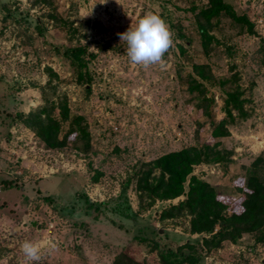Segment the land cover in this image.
Segmentation results:
<instances>
[{
	"label": "rangeland",
	"instance_id": "374dc122",
	"mask_svg": "<svg viewBox=\"0 0 264 264\" xmlns=\"http://www.w3.org/2000/svg\"><path fill=\"white\" fill-rule=\"evenodd\" d=\"M33 1L0 0V264H112L126 247L160 264L155 243L175 250L199 237L190 235L185 217L160 221L171 202L152 208L149 198L141 202L139 172L185 147L219 142L230 153L225 163L199 165L195 174L240 213L237 188L264 153V0H226L256 22L255 32L223 16L209 51L194 12L209 0H53V8ZM148 11L172 33L163 68L131 64L119 35ZM79 45L88 49L90 87L62 55ZM200 65L215 80H202ZM47 68L59 77L50 86ZM236 87L251 117L231 125L230 136L214 138L211 123L226 118L225 90ZM44 88L84 118L89 151L73 136L64 149L48 150L20 121L45 104ZM24 240H50L56 248L45 245L40 259L29 261ZM201 264H264V245L245 235Z\"/></svg>",
	"mask_w": 264,
	"mask_h": 264
},
{
	"label": "trees",
	"instance_id": "16d2710c",
	"mask_svg": "<svg viewBox=\"0 0 264 264\" xmlns=\"http://www.w3.org/2000/svg\"><path fill=\"white\" fill-rule=\"evenodd\" d=\"M33 3L43 8H53V0H34ZM194 12H197L196 29L207 51L213 43L219 42L212 33L223 16L229 17L242 31L249 34L255 32L256 22L248 15H239L226 0H209L205 7L195 8ZM87 53L88 49L79 45L65 48L62 55L75 67L79 82L86 81L90 87L92 79L88 74ZM47 71L50 86L52 79L59 77L51 68H47ZM195 71L202 80H215L209 66H195ZM228 83V78L219 82L223 88ZM47 88L43 89L45 104L28 114H20L18 118L48 150L64 149L73 136L75 143L84 142L85 151H89L91 134L84 118L71 114L66 98L60 101L49 97L45 92ZM244 95L245 92L240 87L225 90L226 118L219 123H211L214 138L230 136L231 125L237 120L251 117V110L246 107L249 101ZM220 145L217 142L213 145L185 147L144 164V169L139 172L138 190L141 202L146 197L149 198V208L154 207L157 201L171 202L162 211L160 221L185 217L188 219L190 235L199 237L175 250L162 248L155 243L152 251L157 253L160 264H201L204 258L223 249L226 243L237 244L245 235L254 237L255 246L264 245V153L253 162L244 186L237 188L242 195V211L237 213L230 209L213 185L195 174V168L199 165L225 163L230 153L221 149ZM101 175L98 174L95 178L96 182ZM182 197L177 204L172 203ZM112 264L149 262L141 259L131 247H126Z\"/></svg>",
	"mask_w": 264,
	"mask_h": 264
},
{
	"label": "clouds",
	"instance_id": "9594fccd",
	"mask_svg": "<svg viewBox=\"0 0 264 264\" xmlns=\"http://www.w3.org/2000/svg\"><path fill=\"white\" fill-rule=\"evenodd\" d=\"M121 41L126 42V55L133 65L148 67L165 66L164 56L172 46V33L162 16L155 11L146 12L135 24H131L127 31L120 33ZM48 245L55 249L52 241L33 242L24 240L21 251L29 261H38L41 249Z\"/></svg>",
	"mask_w": 264,
	"mask_h": 264
},
{
	"label": "built area",
	"instance_id": "2783aa9c",
	"mask_svg": "<svg viewBox=\"0 0 264 264\" xmlns=\"http://www.w3.org/2000/svg\"><path fill=\"white\" fill-rule=\"evenodd\" d=\"M116 130H118V128H116Z\"/></svg>",
	"mask_w": 264,
	"mask_h": 264
},
{
	"label": "crops",
	"instance_id": "0c3cea01",
	"mask_svg": "<svg viewBox=\"0 0 264 264\" xmlns=\"http://www.w3.org/2000/svg\"><path fill=\"white\" fill-rule=\"evenodd\" d=\"M219 252H220V251H219ZM201 263H203V261H202Z\"/></svg>",
	"mask_w": 264,
	"mask_h": 264
}]
</instances>
